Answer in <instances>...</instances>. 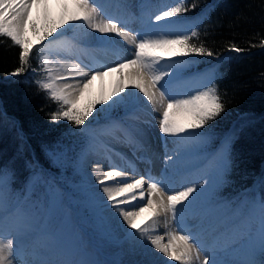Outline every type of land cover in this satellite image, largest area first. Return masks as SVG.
Listing matches in <instances>:
<instances>
[{
	"label": "snow or ice",
	"instance_id": "6c2138e0",
	"mask_svg": "<svg viewBox=\"0 0 264 264\" xmlns=\"http://www.w3.org/2000/svg\"><path fill=\"white\" fill-rule=\"evenodd\" d=\"M71 2L77 6L78 13L68 20H64L61 24L48 25L40 33L36 45H41L58 29H63L65 25L80 22L81 25H86L88 29L95 32L116 34L125 42L133 44L135 51L132 59H125L115 67L107 68L106 71L94 69L83 71L78 64L70 66L61 64L57 68L48 55L42 56V71L47 73V77L43 80H37L36 84L41 91L47 94L49 99L60 104V110L51 114V120L64 119L76 127L84 126L89 117L93 116L94 111L104 110L103 107L98 106L112 107L124 99L121 93L128 95L131 94L132 89H135L138 90L135 93L137 98H140L139 94L142 93L144 102L150 106L153 112L158 113L157 123L160 133L165 136L186 138L189 141L194 140L197 144L205 143L206 141L202 139V133L197 132V130L204 129L225 111V104L219 94V86L215 76L208 78L211 81L209 86L195 91L194 95L176 98L167 89L166 77H169V72L156 70V66L164 60L165 56L189 54L213 56V51L203 44L197 46L191 43L194 38L198 37V29L193 27L187 34L155 36L134 34L127 29V23L119 18L109 17L106 21H98L101 6L95 0H71ZM67 3L68 0H0V37L10 39L14 46L20 48L19 67L10 75L15 77L25 72L30 56L36 47L26 35L29 29L37 32L36 23L30 18L33 7L35 6L38 10L43 8L45 15H47L51 4L66 6ZM191 7L195 8L196 5L192 4ZM187 11L189 8L184 6V0H177L175 6L167 7L166 10L161 11L155 16V20L163 21ZM121 24L125 26L122 28ZM173 45L181 46L183 51L180 53L170 51ZM261 46H264V40L261 41ZM230 47L235 52L242 51L235 45ZM48 50H51V44H49ZM130 66H135V70L129 73L132 84L128 93L122 87L106 100L95 101L84 110L77 108L79 99L83 97L85 90L96 77H102L108 72L119 71ZM61 70L66 75L54 74V72ZM32 71L35 73L36 69L33 68ZM69 78L75 83H64L62 87L57 83ZM180 110L189 117L186 122H178L173 118V114ZM130 121H114L110 125L109 131L110 133L119 132L129 144L138 146L136 137L142 134L141 121L138 116L130 118ZM114 138L118 139V137ZM225 143L224 150L216 159L215 177L204 180L203 184L182 185L180 191L167 188L166 185L162 187L163 180H157L149 175L147 180L151 182L147 185L148 193L146 195L144 191L145 175H140L139 179H132L129 183L126 182L128 179L127 171L110 165V170L105 172L102 177L99 175L96 177V183L100 185L102 192L101 199L105 200L104 207L114 210L122 218L127 229L131 230L128 232L129 237L149 242L152 248L168 258V264L173 261L177 264H257L255 260L249 258L255 251L252 247L244 254L247 258H233L237 254L232 252L228 242L231 233L227 229L222 231L219 237L212 239L210 246L198 234L185 228L166 232L164 236L152 235L156 231L158 217L161 215L167 217L170 214L172 221L180 224L184 209L190 206L201 194H205L206 185L211 184L212 187L218 189L224 183L223 177L231 165L227 142ZM49 154L53 163H56L59 159L57 151L55 149L49 150ZM167 160L171 161L172 157H167ZM129 167L131 168V166ZM99 169V164L93 165L94 173L98 172ZM131 170L134 171V168ZM108 182H113L118 186L111 187ZM8 183L7 171L0 169V209L3 210L2 215H0V264H17L16 257L21 253L26 256L23 264H53L51 261L36 259L39 254L38 250L42 246V240L47 237L42 235L40 240L33 239L35 224L32 215L26 209L28 196L21 193L20 196L13 198L7 194ZM169 192L171 194H168ZM145 199L147 203L134 205L138 207V211L126 210L125 207H121V205L133 204L135 201L143 202ZM10 205L14 206L9 210ZM225 209L232 215L244 217L246 221L259 217L262 236H264V198L259 201L254 198H245L235 204L227 202ZM142 213H148L144 220L139 219ZM165 236L167 237L166 243L164 242ZM260 253L264 256V242H262ZM217 256H222L223 259H217ZM63 264H90V262L74 260L65 261ZM260 264H264V261H261Z\"/></svg>",
	"mask_w": 264,
	"mask_h": 264
},
{
	"label": "trees",
	"instance_id": "16d2710c",
	"mask_svg": "<svg viewBox=\"0 0 264 264\" xmlns=\"http://www.w3.org/2000/svg\"><path fill=\"white\" fill-rule=\"evenodd\" d=\"M192 4L196 7L192 8ZM184 6L189 11L180 15L185 17L190 31L193 27L198 29V37L191 43L203 44L214 53L211 57L189 55L202 62H215L214 67L219 72L216 83L225 104V111L204 129L213 131L211 133L217 139L231 119H236L233 131L223 140L227 142L232 161L227 190L234 193L245 189L258 176L256 189L264 197V46H261L264 40V0H184ZM231 45L242 51L231 50ZM19 53L20 48L10 39L0 37V129L8 126L13 138L12 141L0 140V168H9V163L4 164L2 160L9 161L10 155L26 163L31 148L38 160L46 163L35 142L38 143L41 131V141L52 136L47 133L53 130L50 127L51 113L60 110V104L49 99L36 84L37 80H42L43 73L33 54L23 74L6 77L19 67ZM28 68L38 71L31 77L25 76ZM16 120L21 132H34L33 126L38 128L33 144L29 137L33 136L28 135V147L20 137ZM37 121L42 125H37ZM65 122L64 119L53 121L55 128L63 127ZM7 143H11L9 147ZM28 166L14 165L13 172L22 179L21 172L27 171ZM65 179L70 181L72 177Z\"/></svg>",
	"mask_w": 264,
	"mask_h": 264
},
{
	"label": "rangeland",
	"instance_id": "374dc122",
	"mask_svg": "<svg viewBox=\"0 0 264 264\" xmlns=\"http://www.w3.org/2000/svg\"><path fill=\"white\" fill-rule=\"evenodd\" d=\"M131 1L136 2L135 5H137L138 7L137 9L141 7L140 0H131ZM147 1L148 0H146V2ZM146 2L143 1V5H146ZM134 10L135 12H137L136 8ZM163 10H166V8L159 9V12L157 14H159ZM30 18L31 20L35 21L37 28V32H33L31 29H29L26 33L28 39L33 45H36V41L39 39L40 33H42L48 25L59 24L57 19L50 15L47 16L46 20L42 24L37 23V20L34 17H30ZM133 33L147 34L142 30V28H140L139 31H135V32L133 31ZM66 34H69L70 36L72 34L74 35L77 34L80 39L79 42H81L84 45H88V44L96 45L98 44L99 41L98 33L92 29H88L86 25H81L80 22H74L73 25L69 27H65V29H58L56 33H53V36L49 37L48 40L43 41V43L40 46H38L37 50L40 53H37L35 50H33L32 53L33 58L37 60V65L40 66V71L43 73V77H41L42 80L46 79L47 77V73L45 71H42V65H41L42 56L48 55L50 60L51 61L53 60V62L55 61V55L58 53L76 59L75 55L78 54L80 46H76L75 44L71 43L70 39L66 37ZM147 35H151V34H147ZM49 44H51L50 51L48 50ZM74 45L76 48L73 47ZM125 50H129L128 51L129 53L134 51L133 49L131 48L129 49L127 47L125 48ZM170 51L180 53L183 51V49L181 48V46L178 47V45H173L171 46ZM133 55L134 53L132 54V57L130 59L133 58ZM181 57L182 56L180 55H176L172 57L165 56L164 60L161 61V63L156 66V70L162 71L159 67L162 64V69L165 68L164 70L165 72L169 71V74L173 75V77L178 76L184 79L185 78L190 79L191 76L193 75V72L197 71L198 73H196L197 76L195 77L198 78V82L195 91L202 90L203 87L209 86L211 81L208 78L212 77L213 73L203 74V70L198 69L195 63L192 62L189 63L187 60L181 59ZM190 68H192L193 70L186 73V71L189 70ZM125 69L126 68L121 69L119 71H114L115 72L113 76L114 80L112 81V83H110V85L103 84V93L101 96H97L96 94H93L89 96L86 99V101L83 102L82 104H77V108L84 110L95 101L106 100L109 96H112L114 92L118 91V89L122 87L125 88V92L127 93V85L125 83V77H124ZM10 76L11 75H8V77ZM194 94L195 92H190L189 94H184V96L186 97L188 95H194ZM121 95L124 97V99L120 103L112 107L98 106V107H103L104 110L94 111L93 116L89 117V119L100 117L104 113H109V112L121 113V111L123 110H128V112H134V111L136 112V109L132 108L134 104L133 102H131L129 95H125L124 93H121ZM174 96L176 97V95ZM131 108L134 109V111H132ZM123 115L124 112L122 114V117ZM157 115L158 114L156 113V116L155 115L154 116L157 117ZM173 118L178 122H186L189 119V117L182 110L176 111L173 114ZM126 119L128 120L129 118H125L122 120L126 121ZM128 121L131 122L130 120ZM156 122H157V118H156ZM156 122H153L152 124L153 127L151 128V132L153 131L155 133L160 132L158 123ZM65 123L66 124L63 127L58 126L55 128L56 125L52 121L50 127L53 128V130L51 132L46 131L47 133H51L52 136H50L45 141L40 140V138L43 136V132L42 131L39 132L37 126H33L32 131L34 132H30V133L23 130L24 128L22 127V130L26 135L31 134L33 136V137L29 136L31 138L32 144L34 142L33 138H35V136L38 134L37 132H39L38 134L39 139H37L38 143L35 142L39 150V154L40 155L43 154V156L46 159H48L50 164L53 165V168L60 173V176L62 174L63 178L64 175H66L67 172L70 171L71 164L68 163L61 164L62 156L69 154V152H73L74 147H78V148L81 147L83 140L87 137V133H88L86 132L88 127L87 124H85L84 126L76 127L69 121ZM36 124L42 125V123L39 121H37ZM107 125L103 126L99 130V132H102ZM8 130H9L8 126H4L3 128L0 129V140H5V139L7 141L13 140L12 133L8 132ZM88 134H91V132H89ZM156 137H158L159 139L171 138V140L172 138L173 139L176 138L174 136H165L162 133H159L158 136ZM182 141L183 140L180 139V142ZM193 142L194 140L187 145V148L185 143H179L180 149L183 152L181 154L182 155L181 157L184 160L183 159L181 160L182 163H185L184 169L190 170L191 168H193V166H195L196 167L195 169H199L198 175L201 176L200 180L198 181L187 182L186 184L184 183L187 186H191L192 184H203L204 180H209L210 178L215 177L216 175L215 165H216L217 157L214 158L215 163L212 164L209 159L211 155H207L206 153L208 149L203 150L201 148V146H203V143L193 144ZM64 143H67V146L62 145ZM10 144L7 143L8 146L7 145L6 146L9 147ZM170 148H173V146H169V148L167 149ZM52 149H55L57 151L59 157L56 163H53L52 159L50 158L49 150ZM2 161L4 162V164L9 163V168H2L7 171L9 178L13 173L14 165L19 166V164L22 165L29 164V163L26 164L24 160L22 159L20 160V158L15 159V157H11V155L9 161H4V160ZM81 168H83V166ZM33 170H34L33 175L30 177L28 183L23 184V189L25 192L29 190H32L33 192H37L42 188V186L46 188L47 192L42 193L40 195L43 197L42 202H44L43 200H47L49 204L48 206L45 204V202L44 204L42 203L43 205L46 206L45 209L47 210L46 212L48 214V218L51 217V222L54 224V228L52 226L48 227V232L50 234H54V236L56 237L55 239H53L55 244L61 245L63 248H65L72 254L78 252L79 257L85 256L86 260L90 262H95V260L99 262L106 258L107 260L105 261H109L111 263L113 262L114 264H138L137 262H134L129 259V256H127V252H128L127 248L123 243V238L117 237L114 234L111 227L108 225V221L104 214L103 208H100L101 205L97 200V197L93 194L91 190L90 182L87 181L86 173L84 171H82L83 173L82 175H80L77 173L78 169H74L76 180L72 181V183L69 182V184L72 185L73 187H77V191L81 192L84 195L85 200L88 201L90 209L92 210L91 212H93L92 221L85 220L82 217H81L82 220L81 219L78 220L77 218L76 214H78V207H74V206L81 204V208L86 207L87 204L84 201V199L78 197L74 201H69L64 190L60 191V195L59 194L54 195L53 187L57 186L56 184L57 182H55L56 177L53 178V171H51L48 168H43L40 166L36 167ZM224 183H222L218 189L212 187L211 184L206 185L205 194H201V196L198 197L201 200L200 201L201 204L204 203L202 206L203 209H205V213L203 214V216L208 220H212V219L216 220L217 224L221 223L223 220H225L227 216L231 215L230 213H227L225 209V204L228 201L221 202V201H217L215 198L216 197L215 195L217 194V190H220L224 186ZM60 185H62V183H60ZM180 185L182 186V184ZM180 190H182V187L177 186V189L175 191H180ZM223 200L226 201L227 199H223ZM207 206H210L211 208L210 211L206 210ZM160 217H158L157 223L159 222ZM163 220L165 222L166 231L168 230L170 232V230H175L173 228L174 223L171 219L170 214L167 217L164 216ZM80 222L81 224H79ZM170 222H172V224H170ZM44 224L46 223L44 222ZM75 226L77 227L80 226V228L78 227L77 229V233H79V237L81 239L75 237L74 235ZM166 231L163 233V235H165ZM158 235L162 236V233H159ZM244 239L245 240L242 241L239 245L232 247V252L234 254H237L233 258L236 259L247 258L245 257L244 254L250 247H252L255 249V251L251 254L249 258L255 260L257 264H260L261 261H264V256H262L260 253L262 242H264V236H262L261 227L259 228V230H256V233L249 234L247 237H244ZM164 242L165 243L167 242L166 236ZM96 245L99 246V248L97 247L95 249ZM216 258L223 259L222 256H217Z\"/></svg>",
	"mask_w": 264,
	"mask_h": 264
},
{
	"label": "bare ground",
	"instance_id": "6f19581e",
	"mask_svg": "<svg viewBox=\"0 0 264 264\" xmlns=\"http://www.w3.org/2000/svg\"><path fill=\"white\" fill-rule=\"evenodd\" d=\"M78 11L79 10L77 6L74 3H72L71 0H68V3L66 6L58 5V4H51L49 6L47 15H45L43 8L38 10L34 6L31 17H34L37 20V23L42 24L46 20L47 16L50 15V16L55 17L58 23L61 24L64 20H68L71 16L77 14ZM97 19L98 21H106L102 15H100ZM73 24L74 22L71 23L70 25H65V27H69ZM169 27H171L169 23L154 22V23H151L149 27H147V30L153 31L159 35L161 32H166ZM98 37H99V40L101 42H104L105 45L111 46L113 48H117L121 52L122 50L120 48L122 46H125V44L127 43L121 37L117 36L114 33H110V34L98 33ZM52 63L56 65L57 68H59V65L61 64L66 65V66H70L72 64H78L80 65V69L83 71H92V69H94L92 67H86L88 65L78 63L74 61L73 59L67 56L61 55L59 53L55 55V61L53 62L52 60ZM161 67H162V64H161ZM134 70H135V66H130V67H127L124 71L125 83L127 85V93L129 92L130 86L132 84V81L129 78V73L134 72ZM114 73L115 72H108L106 75L102 77H96V79H94L92 83L88 86V88L85 90L83 97L79 99L78 104H82L83 102L86 101V99L89 96L93 94H96L97 96H101L103 93V84L110 85V83H112V81L114 80L113 79ZM54 74L62 75V76L66 75V73L63 72L62 70L58 72H54ZM190 82H185V81L179 82V80H177L175 84L177 88H180V86L186 87L187 85L190 84ZM57 83L59 84V86L62 87L64 83H75V81L69 78L67 80H60ZM136 92H138V90L132 89L131 94H128L131 102H133V104H137L136 110L140 114L141 117L147 120L150 119L149 121H151L153 119L151 118V114L153 111L151 110L150 106L144 102L142 98V93L139 94L140 98H137L135 94ZM15 124L18 127V130L20 131V133L25 134L24 132H21V126L18 120L15 121ZM146 124H148V122H146ZM158 152H159L158 149H153L152 155L155 158H157ZM105 154H106V150L103 149L101 156L99 153L92 154L90 156L87 155L84 160H85V170L87 171L88 176L91 180L90 183H91L92 190L94 191L95 196L98 198L99 203L102 205V208L104 209L103 211L108 221V225L111 227V229L113 230L114 234L117 237L123 238V243L128 251L127 256H129L130 260L137 262L138 264H168V258L164 257L163 254L157 252L154 248H152L149 242L140 241L134 237H129L128 232L131 230L127 229V225L122 222V218H120L114 210H109L108 208L104 207L105 200L101 199L102 192L100 190V185L96 183V177L97 175L102 177L105 172L110 170L108 166L112 165V164L106 165L108 169H105L104 167H102L103 159H106ZM110 155L112 156V159L114 162L120 161L119 159H122L123 157V156L117 155L116 153H114V155L113 154H110ZM99 157L102 159V161ZM117 157H119V159H116ZM178 162L179 161H177L175 165L178 164ZM95 164L100 165V169L96 173L93 172V165ZM179 166L180 167L174 166L172 169L169 170L168 178L162 177L161 180L164 181V184L168 188H170L171 185L174 184L175 182L179 181V175L182 174L183 172L181 170V163ZM132 179H136V177L133 176L132 178H130V180L127 179L126 182L130 183ZM108 184L111 187L118 186L117 184L113 182H108ZM144 189H145V185H144ZM145 200L143 202L135 201L133 202V204H130V205H121V207H125L126 210L138 211L139 210L138 207H135L134 205L140 204V203H146ZM196 201L197 199L193 201L194 205L191 207L192 209H195V210H197L198 208L197 204H195ZM147 215L148 213H142L139 219L144 220L147 217ZM192 215H193L192 212H189L186 215H183V218L181 220V224L183 226H181V228L182 227L187 228L186 226L188 227L191 226L189 221L191 220ZM163 219H164V215H161L160 220L158 222L159 224L157 223L156 225V231L152 233V235H158L159 233L163 234V232L165 231V222ZM187 220H188V223H186ZM198 226L203 227V231L199 230V233H201L200 236L201 237L205 236L206 235L205 232L207 231L206 229L209 227L208 222L204 221L202 224H199ZM35 239L40 240L41 238H35ZM38 252L39 254L36 257V259L41 260V261H51L53 262V264H63V262L65 261L74 260L72 254L60 252L56 246H54L51 243H48L45 239L42 240V246L38 250ZM25 259H26L25 254L21 253L20 255L16 257L17 264H23V261ZM171 264H177V262L173 261L171 262Z\"/></svg>",
	"mask_w": 264,
	"mask_h": 264
}]
</instances>
